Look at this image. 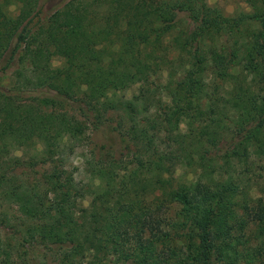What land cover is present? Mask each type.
Masks as SVG:
<instances>
[{
  "label": "trees",
  "instance_id": "trees-1",
  "mask_svg": "<svg viewBox=\"0 0 264 264\" xmlns=\"http://www.w3.org/2000/svg\"><path fill=\"white\" fill-rule=\"evenodd\" d=\"M245 3L0 0V264H264V0ZM115 111L131 147L90 151L85 184L68 155Z\"/></svg>",
  "mask_w": 264,
  "mask_h": 264
},
{
  "label": "rangeland",
  "instance_id": "rangeland-1",
  "mask_svg": "<svg viewBox=\"0 0 264 264\" xmlns=\"http://www.w3.org/2000/svg\"><path fill=\"white\" fill-rule=\"evenodd\" d=\"M67 0H41V11L42 15L50 13L57 7L63 5ZM209 4L218 6L227 15H235L241 10H248V6L245 0H207ZM12 13H16V7L13 5L10 7ZM72 43V42H71ZM71 43L67 45V49L71 46ZM58 57L54 59L53 64H58ZM11 81L10 77H0V84L8 85ZM160 92H154L153 95L161 97L166 100V96L162 90L158 89ZM138 92V85H132L127 90L120 93L123 97H131L133 94ZM153 108V107H152ZM121 116L119 113L108 112L106 119L101 124L100 128L94 134H88L87 139L83 140L80 145L73 148L72 152L68 155L66 160V168H68L74 174V177L85 183L95 182L92 176L88 174L85 170V159L89 155L90 151H95L99 147H104V149L110 150L114 155L119 153L127 152L128 147L131 143L128 142L124 137L117 134V129L115 127L121 121ZM15 125V122L9 121L6 118H0V127H9ZM87 132V131H86ZM89 133V132H88ZM87 135V134H86ZM85 135V136H86ZM18 152V151H17ZM41 170V167H37ZM187 173L185 170L179 169L177 174ZM87 200H85V203ZM177 209L175 205H170L167 213L169 216L174 217V212Z\"/></svg>",
  "mask_w": 264,
  "mask_h": 264
}]
</instances>
